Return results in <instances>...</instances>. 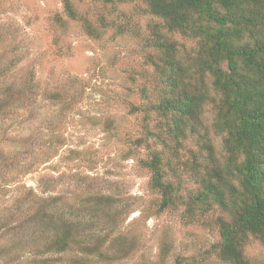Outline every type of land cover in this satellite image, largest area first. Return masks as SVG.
<instances>
[{
    "label": "rangeland",
    "instance_id": "obj_1",
    "mask_svg": "<svg viewBox=\"0 0 264 264\" xmlns=\"http://www.w3.org/2000/svg\"><path fill=\"white\" fill-rule=\"evenodd\" d=\"M72 2L101 28V39L68 19L63 0H0L1 212L19 218L23 209L15 200L21 205L30 189L41 197L65 192L113 198L116 207L108 217L122 213L120 225L88 230L106 241L98 254L90 252L81 263L73 257L81 255L76 250L64 259L45 257V264H235L219 257L222 225L231 216L196 200L201 181L225 172L229 161L217 108L222 94L212 73L198 74L202 37L168 31L142 0ZM57 16L67 23H56ZM101 16L116 27L102 28ZM155 27L174 45L185 70L182 87L202 98L197 120L188 118L177 142L151 110L163 79L152 61L164 60L151 45ZM153 153L170 169L167 179L182 202L163 212L162 195L151 188L152 174L144 167ZM228 179L226 187L220 185L230 197L231 186L239 191V185ZM2 234L1 251L15 258L21 247ZM247 239L246 264H264V245ZM25 260L17 263L41 264Z\"/></svg>",
    "mask_w": 264,
    "mask_h": 264
},
{
    "label": "trees",
    "instance_id": "obj_2",
    "mask_svg": "<svg viewBox=\"0 0 264 264\" xmlns=\"http://www.w3.org/2000/svg\"><path fill=\"white\" fill-rule=\"evenodd\" d=\"M103 1L113 5L126 0ZM142 1L147 4L149 14L165 22L168 31L203 39L198 74L203 77L205 72L212 73L214 85L222 94L217 108L219 124L227 133L229 161L225 172L217 170L201 181L203 190L196 200L207 210L216 205L231 216L222 225L219 257L228 263L246 264L247 238L253 236L264 245V0ZM63 3L69 20L81 22L92 38H102L101 28L87 15H81L72 0ZM98 22L102 28L116 27L102 16ZM56 23L64 26L67 22L57 16ZM153 31L151 45L163 54L164 60L152 61L163 79L160 101L151 110L162 117L161 129L177 142L184 137L188 118L197 120L202 98L182 87L180 74L185 70L177 61L174 45L156 27ZM222 65H226L225 70ZM142 93L148 98L146 90ZM157 139L166 144L160 137ZM144 165L152 174L151 188L162 195L160 211L178 207L182 203L178 188L167 179L170 169L166 170L160 154L153 153L151 161ZM228 177L239 185V191L231 186L230 197L220 185L226 187ZM111 200L112 197L101 194L70 196L65 192L41 197L33 189L28 190L21 205L15 200L16 207L23 209L19 218L3 212L6 216L0 210V233L11 235L9 240L16 248L21 247L13 258L9 252L4 256L1 250L5 246L0 245V260L16 264L27 259L29 263L45 264L42 262L45 257L57 255L64 259L78 250L81 255L73 257L82 263L90 252L98 254L106 242L95 232H89V228L98 231L105 223L120 225L122 213L108 217L115 209Z\"/></svg>",
    "mask_w": 264,
    "mask_h": 264
}]
</instances>
